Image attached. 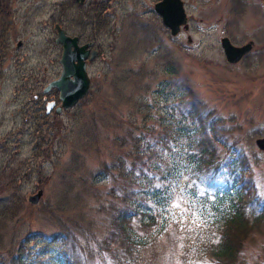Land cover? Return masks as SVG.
I'll list each match as a JSON object with an SVG mask.
<instances>
[{
    "label": "rangeland",
    "instance_id": "obj_1",
    "mask_svg": "<svg viewBox=\"0 0 264 264\" xmlns=\"http://www.w3.org/2000/svg\"><path fill=\"white\" fill-rule=\"evenodd\" d=\"M64 1L2 0L0 209L16 204V212L4 218L0 214L1 256L28 235L25 243L34 258L43 250L42 239L69 229L78 254L91 251L84 264H114L111 249L118 248L119 241L111 235V203H121L111 192L132 185L114 166L122 159L125 173H140V162L159 148L162 132L169 136L174 126L188 123L193 128L184 119L190 98L206 128H215L211 135L218 150L235 146L246 156L250 181L264 199V150L256 145V139L264 137V2L184 0L189 28L173 36L154 11L157 0H91L107 7L104 29H84L96 38L101 53L87 67L88 94L58 114L45 110V103L54 100V89L45 94L42 89L61 70L54 20L63 21L69 34L78 32L69 20L75 10L64 9ZM224 35L234 44L254 40L251 53L228 63L220 45ZM18 40L22 43L16 48ZM180 135L175 142L163 137L169 146L192 139L195 148V133L190 138ZM140 137L146 140L139 142ZM136 150L144 152L140 158ZM104 165L111 166L110 175L91 184ZM184 172L182 168L177 184L181 196L162 208V223L136 229L143 238L131 254L141 255L136 264H186L184 256L200 255L198 248L186 252V239L199 244L208 236H220L219 228L216 232L210 227L215 210L204 200L203 190L204 185L223 186L226 181L220 177L209 184L210 176L200 174V202L186 205ZM38 189L42 197L31 204L28 196ZM239 255L242 264H264V225L244 238ZM199 263L207 264L208 257Z\"/></svg>",
    "mask_w": 264,
    "mask_h": 264
},
{
    "label": "trees",
    "instance_id": "obj_2",
    "mask_svg": "<svg viewBox=\"0 0 264 264\" xmlns=\"http://www.w3.org/2000/svg\"><path fill=\"white\" fill-rule=\"evenodd\" d=\"M65 7L70 8V4H65ZM96 11L97 9L75 10V14L69 20L79 28L85 29L89 26L99 31L105 28L108 21L101 18ZM172 71H175L174 67ZM184 116V119L190 120L193 128L188 123V126H174L169 131V136L166 131L162 132L159 137V148L156 147L153 153L148 152L146 159L140 162L142 164L140 173L134 174L133 170L129 171L130 174L128 171L125 173V160L122 159L118 160L116 167L114 166L118 175L128 176L132 184L121 193L117 194L114 190L111 192L113 198L116 196L121 203L120 206L111 203V235L117 237L119 241V247L111 249L115 254L112 255L114 264H136L141 260V255H131L136 254L138 250L136 246L143 239L136 229H148L162 223L164 213L162 208L181 196L180 186L177 184L181 178L182 168L185 169L183 175L186 178L183 183L185 188L183 202L186 205L189 201L200 202V174L206 173L210 176L209 184L220 177L226 181L223 186L204 185L203 190L204 200L211 202L215 210L214 224L210 227L214 226L216 232L219 228L221 234L217 238L208 236L206 241L200 240L199 244L191 238L186 239V252L190 253L195 248L200 251V255L184 256L186 264H197L200 258L205 256L208 257L207 264H242L239 253L244 238L254 229L264 225V199L260 198L252 185V180L250 181L251 174L248 171L246 156L235 146H231L230 151L225 150V147L222 151L218 150L215 135H211L215 128L213 130L206 128L207 124L200 118L198 105L191 98L186 105ZM191 132L196 134V138L193 139L195 148L191 147L192 139L191 143L185 145L169 146V142H165L163 137H170L169 139L175 142L180 134H187L190 138ZM142 139L140 137L139 142ZM160 150H163L164 154H161ZM133 152L136 158H140L144 153L137 150ZM183 162H186L187 166H183ZM110 167L104 165L98 175L91 178V184L110 175ZM212 190L215 195L209 199L208 195ZM8 207L3 204L0 209L3 218L10 212L13 214L16 212V204L12 209ZM69 231L66 229L64 233L55 234L48 240L42 239L43 250L34 258L28 254L26 235L24 239H20L19 246L14 250H8V255H0V264H84V259L88 260L92 256L91 251L85 245L86 255H79ZM120 252L125 255H121ZM206 253L208 255H203Z\"/></svg>",
    "mask_w": 264,
    "mask_h": 264
},
{
    "label": "water",
    "instance_id": "obj_3",
    "mask_svg": "<svg viewBox=\"0 0 264 264\" xmlns=\"http://www.w3.org/2000/svg\"><path fill=\"white\" fill-rule=\"evenodd\" d=\"M83 1V0H81ZM155 12L161 17L162 23L170 31L171 35L177 36L181 30L188 29V16L185 10L183 0H159L154 4ZM53 30L56 32L55 43L61 45V54L59 63L61 66L60 74L57 78L48 82L43 92H48L52 88L58 90V97L61 104L56 107V113L68 110L76 105L79 100L84 98L91 87V80L87 72L86 60H93L97 56V50L93 48L91 51L88 47L92 43L78 45V38L65 33L64 29L55 24ZM190 42V35L187 36ZM21 45L19 40L16 48ZM224 56L228 63L234 64L244 58L254 46V41L249 40L243 44H234L231 39L224 35L220 38ZM54 101L47 103V112L54 105ZM256 145L260 150H264V137L256 139ZM42 189H38L35 193L28 196L31 204H38L42 197Z\"/></svg>",
    "mask_w": 264,
    "mask_h": 264
},
{
    "label": "flooded vegetation",
    "instance_id": "obj_4",
    "mask_svg": "<svg viewBox=\"0 0 264 264\" xmlns=\"http://www.w3.org/2000/svg\"><path fill=\"white\" fill-rule=\"evenodd\" d=\"M259 1L264 2V0H259ZM67 3L70 4V9H74L76 11H78V10L79 11H92V10L97 9L96 12H98V14L100 15L101 18H104V20H106L108 18V15L104 14V10L107 9V7H106V5L104 4L103 1L101 2V1H91V0H83V1H81V0H67V1L62 2V6H63L64 9H66L65 4H67ZM4 7H5V4H3L2 0H0V9H1V11H2V8L4 9ZM74 14H75V12H74ZM55 24L60 25L64 29V27L62 25L63 24V21H61V20H58L57 21L55 19L54 20V25ZM54 25H53V28H54ZM76 28L78 29V32H76L74 34H69L65 29H64V31H65L66 34H68L70 36H76L78 38V45L79 46L84 45V44H87V43H92L88 47V50L91 51L93 48H95L97 50V52H98L97 53V56L100 55V53H101V46L97 42L96 38L95 37H92L90 35L91 33L87 35L84 29L79 28L78 26H76ZM87 29H88V27H87ZM90 29H92V28H90ZM54 33H56V32L54 31ZM55 37H56V35H55ZM21 43H22V41H21ZM57 45L60 47L59 49H60V54H61V45L60 44H57ZM93 60H89V55H88V59L86 60L87 67H88V64H90L91 62H93ZM58 63H59V59H58ZM56 92L57 91H55V89H54V91H53V94L54 95L52 97L54 98L55 105L51 108V111H55L56 106L59 105V103H60L58 101V96H56V94H55Z\"/></svg>",
    "mask_w": 264,
    "mask_h": 264
}]
</instances>
